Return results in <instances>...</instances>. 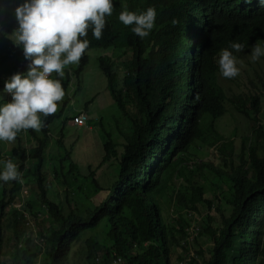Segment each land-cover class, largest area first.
<instances>
[{
	"label": "trees",
	"instance_id": "1",
	"mask_svg": "<svg viewBox=\"0 0 264 264\" xmlns=\"http://www.w3.org/2000/svg\"><path fill=\"white\" fill-rule=\"evenodd\" d=\"M12 4L14 0H0L3 8ZM148 7L156 10V18L147 37L134 35L114 10L105 17L99 40L88 30L89 47L80 59L85 66L87 51L96 47L135 50L126 58L128 75L120 90L116 89L118 79L111 60H100L108 89L122 116L131 122L128 133L119 117L111 125L123 135L124 142H113L111 134L105 132L109 140L99 167L114 159L119 164L117 182L107 187L99 179L110 167L83 176L70 162L68 172L74 182L69 187L79 203L65 210L48 196L40 153L48 126L54 118H61L62 111L42 117L44 126L39 132L28 130L37 142L31 151L22 147L17 134V146L8 158L17 163L22 180L33 176L39 191L37 207L56 223L44 233L42 224L36 222L45 239L43 264H71L74 244L81 238L84 264H264V129L258 118L262 105L256 98L252 113L242 110L244 119L252 124L251 136L237 145L233 141L236 128L228 137L217 129L200 128L197 117L201 111L194 110L188 98L197 96L199 90L208 93L219 71V51L229 42L243 43L246 48L264 40V5L259 0H149L136 12ZM1 15L2 11L3 45L10 41L15 21H1ZM201 30L202 53L197 61L192 57L193 43ZM9 47L8 51H18L16 46ZM26 62L19 52L14 72ZM4 81L0 78V89ZM60 82L66 93L68 81ZM132 100L133 113L126 107ZM60 145L64 157L70 159V151L62 142ZM204 147L215 148L227 161L229 171L201 159L199 152ZM29 153L33 165L26 170ZM174 181L180 183L175 185ZM206 183L216 192L212 199L206 196ZM22 184L0 182V264L36 263L30 244L33 232L22 212L14 213L15 219L8 225L13 228L15 247L5 245L7 206ZM84 200L90 203L86 206ZM28 207L33 211L29 202ZM205 209L215 211L220 222L211 223L214 219L209 214L202 224L198 216ZM96 229L103 231L104 243L93 238L90 245L86 235Z\"/></svg>",
	"mask_w": 264,
	"mask_h": 264
},
{
	"label": "clouds",
	"instance_id": "2",
	"mask_svg": "<svg viewBox=\"0 0 264 264\" xmlns=\"http://www.w3.org/2000/svg\"><path fill=\"white\" fill-rule=\"evenodd\" d=\"M148 2L149 0H22V2L19 3V0H14L13 5L16 6L13 10V14L17 22V27L14 24V31L10 34V38H12L14 43L10 39L6 44H8V49H10L9 46L18 47V51L7 50L5 52L6 54H4V51L0 52V65L8 58L13 59L11 73L6 77L0 76L1 79L5 80L3 83V89L0 91H2L3 94L10 96V100L5 102L3 95H0V142L11 143L15 141V147L17 146V134L20 133L22 147L27 151L34 149L37 142L30 135L28 130L31 129L35 132H39L44 126V120L42 117H49V115L56 112V110L60 113L62 111V117L68 103L70 102L69 92L72 81L76 80L79 87L81 85L82 74L89 63L88 52L90 50L86 53L88 57L87 64L84 66V64L80 62L82 55L89 47V41L86 38L88 30H91L94 39L99 40L105 27V17L110 16L112 11L114 12L115 10L116 15L118 16L117 19L123 25L131 26L130 31L137 37L143 39L149 35L154 26L156 10L153 7H148L142 12L137 13L136 11L141 9L140 6H146ZM259 3L264 5V0H259ZM0 11H3L2 5H0ZM3 13L4 12H2V15ZM2 15L1 21L9 23L10 17H3ZM199 32V36H197V33L195 34L192 52V57L197 61H199L198 54L202 53L201 42L204 37L201 36L203 30ZM244 47L245 45L243 43L231 41L226 48L221 49L217 60L219 71L214 76V83H210L208 93H202L201 90H199L197 96L192 94V96L188 97L194 110H200L201 113L204 112L205 114L204 116H201L200 113L197 117V123L200 128L217 129L225 137L229 136L226 135L221 125L224 123L223 118L228 113L230 104L233 100L229 94L230 88L225 87L220 83L222 79L221 76L227 78V81H229L230 78H234L238 75L239 68L237 67V63L240 60L242 52L250 51L252 61H256L264 56V40L260 43L253 44L250 47ZM93 49L104 48L96 47L91 50ZM108 49L113 50V53L111 56L105 55L98 58L99 68L103 72L100 64L101 59H110L112 62V70L117 74V79L123 82V79H126L128 75L126 69V63L128 61L126 58L130 55L133 56L135 50L133 48H107L106 50ZM19 52H22L27 62L24 63L23 67L19 69L18 72H14L16 57ZM76 63L78 64L75 69H65L66 66ZM115 67H118L120 74ZM58 78L62 79L64 82L68 81L66 93L64 92L60 79ZM256 98L258 99V97L254 96L252 99V106ZM89 105L90 104L87 105V110L74 116L73 122L78 127H83L89 123ZM59 106L61 107L58 108ZM128 106H130L132 110L128 109ZM126 107L131 113L136 110L133 100L129 102ZM238 111L242 113L240 107L238 108ZM58 112H56V114H58ZM221 113H223L222 116H220ZM58 119L60 118L58 117L52 120V123L48 126L47 134H44L46 137V144L45 146H42L40 152L43 154L44 158L43 167H45V154L50 148L48 146L53 137L52 125ZM100 125L101 128L104 129L103 120H100ZM260 125L264 129V125L261 123ZM111 127L115 134H118L121 137L123 136L114 126ZM89 130L93 131V127L89 126ZM27 136L31 141H26ZM60 142L63 143L66 151H69L64 143L62 128L60 129V134L57 138V144L63 149ZM121 142H124L123 137ZM12 149L4 150L3 147H0V182L7 183L9 181H17L23 184L20 190L14 191V201L7 206V216L14 221V213L22 212L24 214L27 225L31 227L33 232L30 244L33 248L34 254L37 255L35 264H41V262L37 261H41L45 251V239L39 234L40 229L37 228L36 222L42 224L44 233H47L51 231V228L56 227V223L47 213H41L39 207L36 209L34 208V202L30 200L31 190L27 182V176L22 180V173L18 169L17 163L13 162L11 158H8ZM204 149H213V152L222 158L224 166L216 167L212 163L206 160L204 161L210 163L217 169L221 168L219 170L229 171V167H225V162L227 161L215 151V148L204 147ZM4 151L7 153L3 154ZM31 153L27 155L25 165L26 170L33 165L32 157H30ZM200 158L202 159L201 156ZM56 168L59 170L57 166ZM59 172L63 176V179L59 178L58 180H64L63 188L65 184L67 187V193H70L69 195H66L71 196L72 190L69 186L72 185V180L68 176L66 178V175L63 174L62 170H59ZM44 173L46 184L49 189L47 173ZM107 173V177L111 176V170ZM174 182L180 183V181ZM112 184L114 183H111L108 187ZM26 186L29 188V195L27 190H24V187L26 188ZM35 186L36 200H38L37 194L39 191L36 183ZM51 186L53 187L52 184L50 187ZM23 190L26 195H23L24 199L21 200V207L17 208L16 205L20 203V193ZM49 193L50 191L48 192V196ZM52 200L57 203L56 199L53 198ZM28 202L33 206V211L29 209ZM37 204L36 206H38ZM12 208L17 210L11 211ZM7 220L8 219L4 222L6 227L4 233L6 239L5 245H11L13 248L15 247V241L14 238H12L13 232L11 231L13 228H9V222L7 223ZM19 231H21V229H19ZM12 251H14V249ZM6 259L9 258L6 257Z\"/></svg>",
	"mask_w": 264,
	"mask_h": 264
},
{
	"label": "rangeland",
	"instance_id": "3",
	"mask_svg": "<svg viewBox=\"0 0 264 264\" xmlns=\"http://www.w3.org/2000/svg\"><path fill=\"white\" fill-rule=\"evenodd\" d=\"M15 6L16 5L13 4L10 6H5L2 11L4 12V15L2 16L8 18L10 17L9 22L10 19L12 21L14 20L17 27V22L13 14ZM10 39L12 41V38ZM7 50L8 44L1 45L0 52L4 51V54H6L5 52ZM112 53L113 50L111 49H93L88 52L89 63L86 70L82 74L81 85L79 87V84L76 80L72 81L69 92L70 102L68 103L63 116L56 120L52 125L53 137L48 146L50 148L45 154L46 159L44 172L47 173L50 198L56 199L57 203H59L65 210H69V206L74 207L79 203L76 199H74L73 195L67 196L70 193H67V187L65 184L63 188L64 180H58L59 178L63 179V176L59 170H62L63 174L65 175H70L68 172L70 168V162H74L78 166L79 172L83 176L88 175L90 171H97L101 169L98 171L101 172L106 169V167H110L109 169L111 170V176L107 177V174L103 171L100 174L99 179H102L103 184L107 187L111 183L118 181L119 164H115L116 162H113L114 159L111 162L106 163L104 166L99 167L105 154L104 144L109 140L105 132L111 134L113 142H117V140L122 141V137L118 134H115V132L112 130L111 125L114 123V118H120V122L125 126V133L130 132L131 127V122L122 116L121 112L119 111L116 102L108 90L107 78L99 68L98 58L105 55L111 56ZM77 64L78 63L70 64L66 66L65 69H75ZM12 65V58H8L3 64H1L0 76H8L11 73ZM237 67L239 68L238 75L234 78H230L229 81H227V78L221 76L222 79L220 83L223 86L230 88L229 94L233 100V102L230 104L228 113L223 118L224 123L221 125V127H223L226 135L231 134L232 130L236 128V137L233 139V141L239 145L242 138H249L251 136L252 124L247 123L248 121L244 119L243 114L238 111V108L240 107L242 110L252 113L254 111L252 107V99L254 96L258 97V101L262 105L261 113L258 117L260 119V123L264 125V56L260 57L256 61H252L250 51L242 52L240 55V60L237 63ZM115 69L119 72L118 67H115ZM121 88H123V82L118 80L116 89L120 90ZM2 89L3 88L0 90ZM0 95H3L5 102L10 100V96L3 94L2 91H0ZM88 104H90L88 113L90 118L89 123L83 127H78L73 122V118L78 113L87 110ZM60 107L61 106L58 108ZM128 109L132 110L130 106H128ZM100 120H103L104 129L101 128ZM89 126L93 127V131L89 130ZM61 128L63 129L64 143L71 153L70 159L64 157V150L57 144V138L59 137ZM26 141H31L28 139V136L26 137ZM14 145L15 141L11 143L0 142V147H3L4 150H11ZM119 148L122 147L119 146L118 150ZM6 153V151L3 152V154ZM199 155L203 160L212 163L216 167L224 166L222 158L217 156L213 152V149H204L203 152H199ZM55 164L59 170L56 168ZM70 176V179L72 182H74L73 175ZM27 182L31 190L30 200L34 202L33 205L36 209L37 196L35 193L36 186L33 176L28 175ZM51 184L53 187H50ZM178 184L179 182H176V185ZM210 185L207 183L205 184V192L208 199H212V196L216 194L215 190H213ZM29 188L28 186H26V188L24 187V190H27L28 195L30 193ZM24 190L20 193V203L16 205L17 208L21 207V200L24 199L23 195H26ZM85 201L86 200H84V202ZM85 203L87 206L90 202L86 201ZM13 210L14 209L12 208L11 211ZM209 214L214 219L211 223L217 224L220 222V219L219 217L217 218L218 215L215 214V211H208L207 209L202 211V216H198L199 221H201L202 224H206ZM8 222H13V219L9 218L7 220V223ZM93 238L98 240L100 243H104L103 231L101 229L91 231L86 235L85 241H89V244L92 245ZM199 242L203 244L205 240L201 239ZM74 245L75 246L71 254V264H84V261L81 259V252L85 247L83 238L76 241ZM42 260L43 259H41V261L38 260L37 262H41V264H43Z\"/></svg>",
	"mask_w": 264,
	"mask_h": 264
}]
</instances>
